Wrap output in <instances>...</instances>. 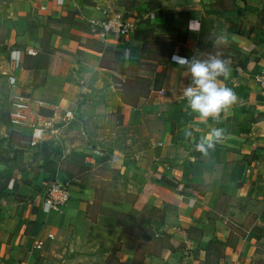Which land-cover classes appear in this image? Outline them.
Wrapping results in <instances>:
<instances>
[{"label":"crops","instance_id":"1","mask_svg":"<svg viewBox=\"0 0 264 264\" xmlns=\"http://www.w3.org/2000/svg\"><path fill=\"white\" fill-rule=\"evenodd\" d=\"M124 1L3 0L0 264H264V93L253 81L264 70V0H138L127 9ZM123 11L146 29L106 40L91 31V21ZM151 48L160 50L156 72L166 75L151 89L160 101L147 107L157 113V138L138 160H117L115 151L108 159L123 165L133 190H147V217L119 220L118 204L98 200L85 184L71 189L65 205L43 211L44 165L82 148L80 112L120 109L126 76L114 64L125 71L146 65ZM10 51H17L18 66ZM174 54L227 59L223 84L236 99L216 120L201 123L186 107L182 90L190 77L172 62ZM10 74L34 97L70 113L36 148L9 123ZM212 127L224 129L223 139L207 153L196 150ZM55 168L61 176L54 162L52 175ZM35 240L43 245L32 250Z\"/></svg>","mask_w":264,"mask_h":264},{"label":"rangeland","instance_id":"2","mask_svg":"<svg viewBox=\"0 0 264 264\" xmlns=\"http://www.w3.org/2000/svg\"><path fill=\"white\" fill-rule=\"evenodd\" d=\"M136 2L138 0L124 1L122 6L127 9L129 5ZM2 6L3 0H0V8ZM121 13L127 16L131 15L129 12L123 11ZM179 20V24L182 26L183 17ZM145 51L147 58L150 60L146 65L140 62L133 63L125 71L124 68L119 65L117 67L114 64L118 72L126 76V80L121 82L122 85L120 86V109L100 115L80 112L79 116L85 122L86 134L82 148L79 150L74 149L72 152L69 151V154L63 159L60 154L57 157L59 160L50 159L44 165L46 166V173L43 176L44 183H46L44 185L52 182H62L73 189L85 184L90 189L92 188L98 200L107 199L118 204H113V206L117 209L119 220L130 219L136 215L139 217H147L148 215V206L145 204L147 190L140 191L136 178H134V181L137 188L134 186L133 190L130 186L131 179H129V175L127 173L126 176L123 174V165L120 163L119 165L116 163L111 164L108 161V159H111V156L109 158L110 152L114 153L113 151L116 152L117 160L118 157L121 158V161L126 157L127 162L138 160V157L146 155L147 150L152 147L154 140L157 138V113L147 107H152L155 102L160 101L157 98L159 94L152 92L151 89L162 86L166 82V75L165 72H159V66L155 63L158 60L157 53L160 54V50L151 48ZM111 57L116 58L114 54ZM111 66L113 67V65ZM157 68L158 72H156ZM58 110L61 115L64 114L60 108ZM44 112L43 110V114ZM63 125L61 128L64 127ZM23 132L26 131L23 130ZM102 147L106 149V154L100 158L96 154L100 153ZM53 162L59 165L63 171L61 176L56 175V168L52 175L51 164Z\"/></svg>","mask_w":264,"mask_h":264},{"label":"built area","instance_id":"3","mask_svg":"<svg viewBox=\"0 0 264 264\" xmlns=\"http://www.w3.org/2000/svg\"><path fill=\"white\" fill-rule=\"evenodd\" d=\"M89 26L91 31L103 40L124 38L137 28L135 20L121 12H114L98 21H91ZM9 59L15 66H18L17 51H10ZM7 81L6 114L9 123L18 131L25 130L28 146L36 148L45 141L47 135L56 133L57 124L68 120L70 113L64 112L61 115L57 107L52 106L42 98L34 97L21 86L13 75H8ZM253 81L264 93V70L254 75ZM43 110L47 111L43 114ZM47 112L49 114H45ZM39 195L40 208L43 211H52L68 203L72 198V191L69 186L62 182H52L43 186ZM48 236L52 237L51 234ZM42 245V240H35L31 249H40Z\"/></svg>","mask_w":264,"mask_h":264},{"label":"clouds","instance_id":"4","mask_svg":"<svg viewBox=\"0 0 264 264\" xmlns=\"http://www.w3.org/2000/svg\"><path fill=\"white\" fill-rule=\"evenodd\" d=\"M171 60L189 73L190 82L183 88L182 95L188 110L198 117L201 123H207L209 119L216 120L224 108L234 103V91L223 84V80L227 79L231 72L226 58L213 55L207 59H197L174 54ZM184 135L192 136L189 126L185 127ZM223 137V128L212 127L194 147L202 153H207Z\"/></svg>","mask_w":264,"mask_h":264},{"label":"trees","instance_id":"5","mask_svg":"<svg viewBox=\"0 0 264 264\" xmlns=\"http://www.w3.org/2000/svg\"><path fill=\"white\" fill-rule=\"evenodd\" d=\"M144 28H145V27H144ZM141 30H144V29H143L142 27H138L137 29L134 30V32H139V31H141ZM134 32H133V33H134ZM39 145H40V144H39ZM39 145H38V146H39ZM38 146H37V147H38Z\"/></svg>","mask_w":264,"mask_h":264}]
</instances>
